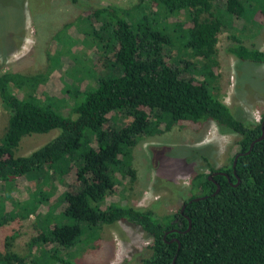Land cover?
<instances>
[{
  "label": "trees",
  "instance_id": "obj_1",
  "mask_svg": "<svg viewBox=\"0 0 264 264\" xmlns=\"http://www.w3.org/2000/svg\"><path fill=\"white\" fill-rule=\"evenodd\" d=\"M85 9L81 17L86 25L77 24L85 32L81 42L96 47L101 70L92 84L78 89L71 110L75 117L39 103L35 92L42 74L0 71V101L8 113L0 135L1 191L8 193L6 185L16 179L47 178L48 170L58 177L74 169L78 184L77 190L63 192L64 207L28 242L30 253L45 247L44 259L8 250L7 238L0 264H75L61 251L76 244L82 224L94 229L95 236L100 226L115 222L137 227L150 239L149 255L135 264H264V137L246 153L264 129V112L256 122L211 91L213 76L211 83L209 78L197 82L192 76L199 67L209 70L218 65V38L226 29L232 31L229 53L239 61L264 63V50L246 45L233 26L240 19L256 23L257 14L264 18V0H137L129 7L86 2ZM66 36L59 41L57 55H50V63L53 56L63 54L80 61L72 51L79 40ZM84 71L89 69L79 68L76 75ZM16 91L23 93L22 98ZM64 91L70 95L73 90L66 85ZM112 113L119 115L118 123L110 121ZM186 122H213L219 132L238 135L228 164L214 167L205 157L209 173L195 174L190 196L164 216L116 201L104 204L119 178H135L131 150L137 142ZM52 129L59 132L51 140L28 155H14L23 136ZM238 152L242 154L233 168ZM35 192L21 204L26 211L21 217L47 200ZM4 198L0 226L21 213L4 212Z\"/></svg>",
  "mask_w": 264,
  "mask_h": 264
},
{
  "label": "rangeland",
  "instance_id": "obj_2",
  "mask_svg": "<svg viewBox=\"0 0 264 264\" xmlns=\"http://www.w3.org/2000/svg\"><path fill=\"white\" fill-rule=\"evenodd\" d=\"M86 2L92 6L129 7L137 0H0V71L42 74L43 82L35 92L39 103L65 117L76 116L71 110L79 96L78 89L92 84V78L101 70L95 58L96 47L81 42L85 32L81 25L77 26L78 23L85 24L81 16L87 13ZM254 19L256 23L246 24L240 19L233 26L241 32L246 45L264 50V18L257 14ZM64 24L67 27L63 28ZM231 32L226 29L219 35L218 65L209 70L199 67L192 76L197 82H206L209 78L210 83L213 76L211 91L232 110L242 111L257 122L264 112V63L239 61L229 53L227 45L231 41ZM65 33L79 40L72 47L73 54L80 57L79 62L67 54L56 56L62 48L59 41L68 38ZM54 54L56 57L53 56L50 63V55ZM79 68H87L89 72L76 75ZM66 85L72 87L70 95L64 91ZM15 93L23 96L21 91ZM7 118L8 113L0 101V135ZM109 118L114 123L119 121L117 113H112ZM58 132L52 129L47 133L23 136L14 155H28ZM237 139L236 134L219 132L213 122L202 125L186 122L143 137L131 150L135 178H119L104 204L116 201L150 209L157 216L173 213L190 196L192 177L197 173H209L204 158L214 167L227 165L236 151ZM47 172V178L42 176L39 181L30 178L10 181L6 185L8 193L0 187V200L6 196L2 210L21 212L16 219L0 226V251L6 249L8 238V250L21 255H42L44 259L45 247L32 248L30 253L28 242L64 207L63 192L78 189L74 169L58 177L55 171ZM32 191L45 194L47 200L35 212L21 217L23 212L26 213L21 204L29 199ZM82 228L83 234L76 244L61 251L62 256L68 255L75 264H135L149 255L150 239L137 227L123 222L102 225L93 233L96 237L92 235L94 229H89L86 224H82Z\"/></svg>",
  "mask_w": 264,
  "mask_h": 264
},
{
  "label": "water",
  "instance_id": "obj_3",
  "mask_svg": "<svg viewBox=\"0 0 264 264\" xmlns=\"http://www.w3.org/2000/svg\"><path fill=\"white\" fill-rule=\"evenodd\" d=\"M263 122H264V121H263ZM263 137H264V129L262 128V133H261V135H260L259 137H257L255 140H253V141L250 143L249 150H247L246 153H248V152L250 151V149L253 147V144H254L255 141H258V140L262 139ZM241 154H242V152H238V153L234 156L233 164H232V165H233V168L235 167L236 159H237L238 156L241 155ZM220 173H223L224 175H226V176L228 177V175H227L226 173H224V172H220ZM213 174H215V172L212 173L211 175H209V179H212V175H213ZM218 190H219V185L217 184V187H216L215 192H217ZM199 198H200V197H196L195 200H196V199H199ZM183 209H184V206H182V207L180 208V211L182 212ZM190 226H191V224H190V222H189V225H188V228H187V229H189Z\"/></svg>",
  "mask_w": 264,
  "mask_h": 264
}]
</instances>
